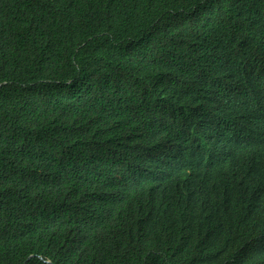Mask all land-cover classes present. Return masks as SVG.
I'll return each mask as SVG.
<instances>
[{
	"label": "trees",
	"instance_id": "obj_1",
	"mask_svg": "<svg viewBox=\"0 0 264 264\" xmlns=\"http://www.w3.org/2000/svg\"><path fill=\"white\" fill-rule=\"evenodd\" d=\"M257 105L264 0H0V264H264Z\"/></svg>",
	"mask_w": 264,
	"mask_h": 264
},
{
	"label": "clouds",
	"instance_id": "obj_2",
	"mask_svg": "<svg viewBox=\"0 0 264 264\" xmlns=\"http://www.w3.org/2000/svg\"><path fill=\"white\" fill-rule=\"evenodd\" d=\"M249 119L253 121H259L264 118V113L262 110V107L260 105H257L249 110Z\"/></svg>",
	"mask_w": 264,
	"mask_h": 264
},
{
	"label": "water",
	"instance_id": "obj_3",
	"mask_svg": "<svg viewBox=\"0 0 264 264\" xmlns=\"http://www.w3.org/2000/svg\"><path fill=\"white\" fill-rule=\"evenodd\" d=\"M30 256H32V255H30ZM25 263H26V260L22 264H25Z\"/></svg>",
	"mask_w": 264,
	"mask_h": 264
}]
</instances>
